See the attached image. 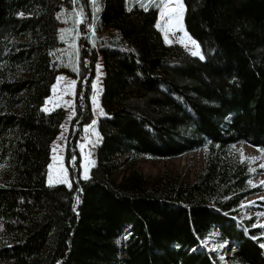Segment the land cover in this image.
I'll use <instances>...</instances> for the list:
<instances>
[{"label": "trees", "instance_id": "trees-1", "mask_svg": "<svg viewBox=\"0 0 264 264\" xmlns=\"http://www.w3.org/2000/svg\"><path fill=\"white\" fill-rule=\"evenodd\" d=\"M182 1L202 57L163 41L158 1L100 0L105 115L95 164L82 178L78 150L75 172L67 150L70 185H49L65 110L43 105L56 76L71 73L58 13L75 3L88 11L89 0H0V264H225L204 245L214 227L230 264H264V229L241 214L261 190L236 149L264 153V0ZM95 45L79 39L81 75L94 67ZM85 91L74 151L91 119ZM198 150L203 165L191 181L136 167Z\"/></svg>", "mask_w": 264, "mask_h": 264}, {"label": "rangeland", "instance_id": "rangeland-1", "mask_svg": "<svg viewBox=\"0 0 264 264\" xmlns=\"http://www.w3.org/2000/svg\"><path fill=\"white\" fill-rule=\"evenodd\" d=\"M158 1V16L156 27L161 32L163 41L166 44L177 43L192 55L202 57L201 49L196 40L187 32L184 24V4L182 0H149ZM100 0H89L88 11L81 5L75 3L71 9H61L58 13L60 26L58 37L62 42L60 51L64 54V65L71 73H59L51 87L50 95L45 99L43 110L51 111L57 107L65 110V117L61 122L59 133L51 143L50 160L47 166L46 183H65L70 185V174L65 163V154L70 152V165L75 172L74 160L76 149L79 152L80 175L82 178L89 176L91 167L95 164L96 150L100 143V135L97 129L98 119L105 115L101 107L100 97L102 93L103 66L102 57L98 51L95 40L104 36V32L97 33L94 22L99 11ZM89 38L91 44L95 45L94 67L81 75L78 63L79 39ZM85 86L89 87L88 100L91 110V119L83 125L81 132L76 134L80 139L76 142L75 151L69 143L73 135L71 130H76L79 122H74L76 117L77 100L82 102L86 93ZM241 158L250 166L252 176L249 179L251 187L260 188L258 193L246 197L242 204V216L249 218L256 216L255 225L264 229V153L253 146L239 143L236 144ZM121 165V169L124 168ZM203 165L202 153L198 151L188 152L180 157L170 159H153L142 157L138 160L136 167L147 178L169 171L172 174H179L183 180H193L195 172ZM75 175V173H74ZM211 235L204 241L205 247L217 253L224 259L225 264H230L229 242L221 243L215 240V227ZM124 234L127 228H123Z\"/></svg>", "mask_w": 264, "mask_h": 264}]
</instances>
